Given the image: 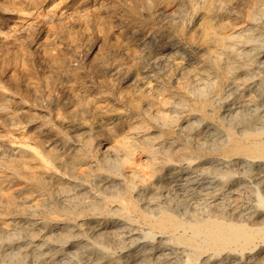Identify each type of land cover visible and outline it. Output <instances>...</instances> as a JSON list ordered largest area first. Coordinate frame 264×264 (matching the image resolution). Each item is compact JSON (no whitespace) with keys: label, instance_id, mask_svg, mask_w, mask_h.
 <instances>
[{"label":"bare ground","instance_id":"1","mask_svg":"<svg viewBox=\"0 0 264 264\" xmlns=\"http://www.w3.org/2000/svg\"><path fill=\"white\" fill-rule=\"evenodd\" d=\"M1 29L0 264H264V0H0Z\"/></svg>","mask_w":264,"mask_h":264},{"label":"rangeland","instance_id":"2","mask_svg":"<svg viewBox=\"0 0 264 264\" xmlns=\"http://www.w3.org/2000/svg\"><path fill=\"white\" fill-rule=\"evenodd\" d=\"M5 29H1L0 31H4ZM166 27L165 25H161L160 26V29H159V32H157L156 34V37L157 38H161V37H164V35L166 34Z\"/></svg>","mask_w":264,"mask_h":264}]
</instances>
